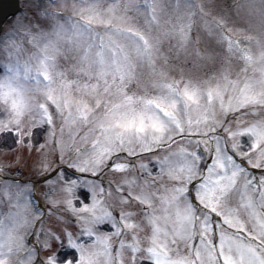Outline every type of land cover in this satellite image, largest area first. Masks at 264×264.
<instances>
[{
  "label": "snow or ice",
  "instance_id": "obj_1",
  "mask_svg": "<svg viewBox=\"0 0 264 264\" xmlns=\"http://www.w3.org/2000/svg\"><path fill=\"white\" fill-rule=\"evenodd\" d=\"M20 4L0 24V264H264V91L203 71L264 0Z\"/></svg>",
  "mask_w": 264,
  "mask_h": 264
},
{
  "label": "rangeland",
  "instance_id": "obj_2",
  "mask_svg": "<svg viewBox=\"0 0 264 264\" xmlns=\"http://www.w3.org/2000/svg\"><path fill=\"white\" fill-rule=\"evenodd\" d=\"M193 2L223 6L232 4L233 0H193ZM13 19L14 17L10 18L5 25ZM228 28L236 42V50L227 56L223 64L217 59L203 71L210 74L222 72L233 81L234 85L246 83L255 92L264 91V18L251 17L237 20L230 17ZM158 70L168 74L176 72L175 68L169 67L166 63L162 64ZM228 93L230 96L236 94L233 88H229ZM247 118L250 117H241V119ZM4 123H6V117L0 115V125Z\"/></svg>",
  "mask_w": 264,
  "mask_h": 264
},
{
  "label": "water",
  "instance_id": "obj_3",
  "mask_svg": "<svg viewBox=\"0 0 264 264\" xmlns=\"http://www.w3.org/2000/svg\"><path fill=\"white\" fill-rule=\"evenodd\" d=\"M16 0H0V24L16 9Z\"/></svg>",
  "mask_w": 264,
  "mask_h": 264
}]
</instances>
